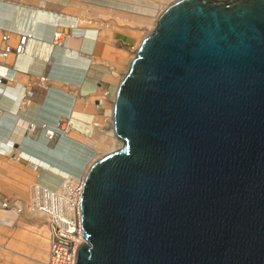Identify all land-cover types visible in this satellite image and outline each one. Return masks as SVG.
I'll list each match as a JSON object with an SVG mask.
<instances>
[{
	"label": "water",
	"instance_id": "obj_1",
	"mask_svg": "<svg viewBox=\"0 0 264 264\" xmlns=\"http://www.w3.org/2000/svg\"><path fill=\"white\" fill-rule=\"evenodd\" d=\"M78 264H264V0H175L121 80Z\"/></svg>",
	"mask_w": 264,
	"mask_h": 264
},
{
	"label": "crops",
	"instance_id": "obj_2",
	"mask_svg": "<svg viewBox=\"0 0 264 264\" xmlns=\"http://www.w3.org/2000/svg\"><path fill=\"white\" fill-rule=\"evenodd\" d=\"M119 1L0 0V140L12 143L11 133L19 119L37 125L36 135L15 140V150H0V264H45L48 260L50 223L29 208L31 184L56 189L62 182L47 184L44 178L58 173L38 160L69 166L73 159L60 153L62 147L70 151L83 147L85 140L93 144L101 125L111 132L122 79L114 73L119 62L109 58L107 45L122 50L129 38L118 25L125 11ZM87 19L89 24L84 22ZM107 21L116 25H105ZM58 31L65 36L64 44L56 43ZM108 31L112 34L109 42L103 37ZM23 34L28 35L26 47L18 53ZM8 45L12 51L2 54ZM75 117L89 131L74 128ZM60 119L68 120L71 133L85 140L46 139L45 124L55 127ZM80 170L70 168L72 175ZM6 201L9 207L3 208Z\"/></svg>",
	"mask_w": 264,
	"mask_h": 264
},
{
	"label": "bare ground",
	"instance_id": "obj_3",
	"mask_svg": "<svg viewBox=\"0 0 264 264\" xmlns=\"http://www.w3.org/2000/svg\"><path fill=\"white\" fill-rule=\"evenodd\" d=\"M131 5L130 8H133L129 10V12L124 11L122 12V17L119 19V27L122 28L123 30L127 31H133L134 30L140 34L142 37L140 41L137 43V50L139 49L142 41L145 39L146 35L152 30V27L154 28L157 24V20L160 16V14L163 12V10L169 6L172 1L175 0H130ZM159 9L157 10V8ZM155 18L157 22H155L153 25L150 26L149 32L145 33L144 30H141L139 28V24L141 22H147L149 23L151 18ZM85 23L89 24L91 21L87 19L84 21ZM93 23V21H92ZM128 23L131 26H128ZM116 25L115 23H111V26ZM155 25V26H154ZM136 26H138L136 28ZM110 27V26H109ZM103 37L105 38L106 41L109 42V40L112 38V34L110 31L107 33L103 34ZM107 54L109 58H111L112 62H119V63H124L126 59L125 52L123 50L115 49L114 47L111 46V44L107 45ZM135 57V56H134ZM133 57V58H134ZM133 60V59H132ZM130 61V63L132 62ZM115 64V63H114ZM118 64V63H117ZM128 71V70H127ZM114 73L117 74V69H114ZM123 79V78H122ZM92 110H95V106H92ZM72 124L75 127H80V129L84 131H89L87 130V127L85 124L81 123V120H79L77 117L72 120ZM64 127V125L62 124ZM22 127V126H21ZM18 126L12 133H11V138L14 139L11 144L3 142L0 140V150L5 151L9 153L10 150H15L17 148V144H15V140H25L26 135H23L22 128ZM72 125L70 126L71 130ZM102 130L101 133L98 134V138L93 141V144H90L88 141L85 140V144H83V147L78 148L76 147L74 150H67L68 148L60 149V153L69 155L70 159L72 158L73 160L68 163L69 166H64V165H55L51 164L46 160H41L39 159L38 161L41 162L43 165L54 169L60 178V183L58 186H56V189H50L47 186L41 184V183H32L31 184V195H30V205L29 208L32 210L37 211L40 215L44 216L47 218L48 222L50 223V233H51V227H52V221L54 218L56 219L57 215L65 216L67 213L72 212L74 214V210L76 211L77 218L75 219L74 217L71 216L72 219L76 220L78 223L81 221V215H80V196H81V189L85 180V176L90 169L91 165L93 162L98 159V158H93V152L95 151V146L98 147H103L104 150L106 151L105 153L112 151L113 149H116L122 145V140L116 135L115 132V127H114V114L112 115V121H111V132H106L104 128V125H101ZM51 133V132H50ZM46 134V139L48 138L50 140L51 134ZM63 136H67L71 139H73V135L70 133L66 134ZM78 140V139H77ZM88 143V144H86ZM92 143V142H91ZM61 147V146H59ZM23 155L29 156L27 152H23ZM33 159L37 160V158L32 157ZM71 170H74L76 168H80L81 170L79 171L78 174L72 175L70 172ZM79 180H72V179H77ZM79 181V182H78ZM78 182V183H76ZM50 190V191H47ZM52 198V203L51 205L42 206V202L45 205L46 201L48 202L50 198ZM8 204L4 206L3 203V208L9 207V202L6 201ZM62 221V220H60ZM77 227V226H76ZM72 229V227H70ZM50 233L48 236V241H49V257L48 260L45 262V264L49 263L50 259V254H51V244H50ZM80 242H85L86 238L82 236L80 233Z\"/></svg>",
	"mask_w": 264,
	"mask_h": 264
},
{
	"label": "built area",
	"instance_id": "obj_4",
	"mask_svg": "<svg viewBox=\"0 0 264 264\" xmlns=\"http://www.w3.org/2000/svg\"><path fill=\"white\" fill-rule=\"evenodd\" d=\"M28 35L23 34L20 39V43L16 47V51L21 53L25 50L26 41ZM65 36L62 31H58L56 33V43L57 44H64ZM12 51L11 46H7L2 54L7 55L9 52ZM42 79H46V77H42ZM64 125V127L62 126ZM22 128L23 135L26 137L34 136L37 134V125L35 122L24 121L23 119H19L17 125L15 127ZM71 124L66 119H60L55 127H50L45 124L46 134H51L50 140H57L59 137L65 135L64 133L68 134L71 132L70 130ZM19 130V128H18ZM32 130V131H31ZM74 180V179H72ZM79 182V181H78ZM76 182V183H78ZM84 186V183H83ZM82 186V191H83ZM50 191V190H47ZM82 191H81V198H82ZM50 198V197H49ZM81 198H80V215L81 221L78 219V223L76 220L72 219L74 217L77 218L76 211L74 210V214L72 212L67 213L65 216L57 215L56 219L52 221L51 233H50V244H51V254L48 264H78V253L80 246L84 242H80V233L82 236L85 237L83 231V224H82V210H81ZM52 203V198L49 201H46L44 205L42 202V206H49ZM8 203L5 202L4 206ZM62 220V221H60ZM77 226V227H76ZM72 227V229L70 228ZM86 242V241H85Z\"/></svg>",
	"mask_w": 264,
	"mask_h": 264
},
{
	"label": "rangeland",
	"instance_id": "obj_5",
	"mask_svg": "<svg viewBox=\"0 0 264 264\" xmlns=\"http://www.w3.org/2000/svg\"><path fill=\"white\" fill-rule=\"evenodd\" d=\"M159 1V0H158ZM121 2L123 8L125 9V11L129 12V10L133 9V8H130V5L132 4L130 0H122V1H119ZM173 2V1H172ZM159 9V7L157 8V10ZM158 21V20H157ZM156 19L153 17L151 18L150 22L147 23V22H141L139 24V28L141 30H144L145 33H148L149 32V28L151 25H153L155 22H157ZM106 24H109L111 25V22L110 21H107ZM155 26V25H154ZM138 27V26H137ZM136 27V28H137ZM155 28V27H154ZM152 27V30L154 29ZM126 32L129 33V38H126L125 41L122 43V50L125 52V55H126V59H125V62L124 63H118L116 68L117 69V75L122 79L127 70L129 69V66H130V61L133 59V57L136 55L137 53V43L140 41L141 39V35L138 34L135 30L134 32L133 31H127V30H124ZM151 32V31H150ZM149 32V33H150ZM148 33V34H149ZM147 36V35H146ZM71 135H73V137H75V139H79V140H82L84 141L85 139L80 137V134L75 132V131H72V133L70 132ZM56 141V140H55ZM105 150L104 148L102 147H98V146H95V151L93 152V158H100L103 154H105ZM79 175V174H78ZM74 180H79V178L77 179H74ZM44 181L51 185V186H56L57 184H59L60 182V178L59 176H48L47 178H44ZM63 182V181H62Z\"/></svg>",
	"mask_w": 264,
	"mask_h": 264
}]
</instances>
